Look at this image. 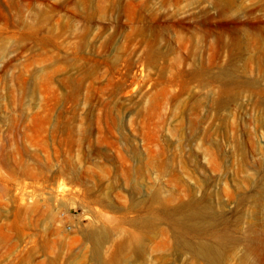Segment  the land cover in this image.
<instances>
[{"label":"rangeland","instance_id":"374dc122","mask_svg":"<svg viewBox=\"0 0 264 264\" xmlns=\"http://www.w3.org/2000/svg\"><path fill=\"white\" fill-rule=\"evenodd\" d=\"M0 264H264V0H0Z\"/></svg>","mask_w":264,"mask_h":264},{"label":"bare ground","instance_id":"6f19581e","mask_svg":"<svg viewBox=\"0 0 264 264\" xmlns=\"http://www.w3.org/2000/svg\"><path fill=\"white\" fill-rule=\"evenodd\" d=\"M212 252V251H211Z\"/></svg>","mask_w":264,"mask_h":264}]
</instances>
